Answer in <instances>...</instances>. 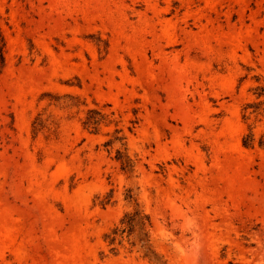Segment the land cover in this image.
Segmentation results:
<instances>
[{
    "label": "rangeland",
    "instance_id": "obj_1",
    "mask_svg": "<svg viewBox=\"0 0 264 264\" xmlns=\"http://www.w3.org/2000/svg\"><path fill=\"white\" fill-rule=\"evenodd\" d=\"M261 88L264 0H0V264H264Z\"/></svg>",
    "mask_w": 264,
    "mask_h": 264
},
{
    "label": "trees",
    "instance_id": "obj_2",
    "mask_svg": "<svg viewBox=\"0 0 264 264\" xmlns=\"http://www.w3.org/2000/svg\"><path fill=\"white\" fill-rule=\"evenodd\" d=\"M261 91L264 94L263 88H261ZM91 113H94V111L89 112V114ZM85 125L95 128L98 125V121L94 117L88 116ZM243 144L246 147H252L254 144L253 134L247 135L243 139ZM259 145L264 146V136ZM118 160L121 162V168L124 171L127 169L132 170L134 167L132 160L128 156L122 155ZM151 227L150 216L142 209L135 208L133 211L126 212L119 223L104 235V239L112 247V250H116L118 246H122L127 241L130 245V251L137 247L144 259L154 264H166V261L153 248L150 235Z\"/></svg>",
    "mask_w": 264,
    "mask_h": 264
}]
</instances>
